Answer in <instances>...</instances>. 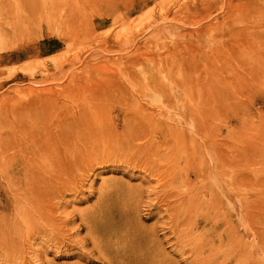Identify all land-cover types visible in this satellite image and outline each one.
Wrapping results in <instances>:
<instances>
[{
	"label": "rangeland",
	"instance_id": "374dc122",
	"mask_svg": "<svg viewBox=\"0 0 264 264\" xmlns=\"http://www.w3.org/2000/svg\"><path fill=\"white\" fill-rule=\"evenodd\" d=\"M233 2L235 12L232 15L228 16L218 6L205 21L206 24L227 21L224 22L227 27L202 39L208 50L206 53L219 54V61L161 66L159 62L148 60L146 55L142 57L139 43L149 34L145 37L133 34L138 22L137 15L132 14L135 0H0V57L7 52L14 54L10 61L0 64L1 112L9 108L14 99L32 100V95L46 88L67 92L78 87L81 80L94 81L73 98H59L57 113L63 119H74L73 129H77L64 141L77 150L71 161L64 164L71 168V175L46 174L39 180L42 188L50 191L44 204L45 208L48 200L51 208L53 206V210L48 211L50 220L19 219L17 233L0 234V264H102L109 234L103 222L111 221L107 217L110 213H105L103 207L118 208L128 197L134 203V209L129 213L132 220L121 225L125 230L139 226L151 233L154 231L157 242L147 245V250L164 248L179 264L219 263L211 258L217 256H212L207 247L209 242H217L214 231L208 236L213 237L212 240L199 241L196 246L194 239L204 231V224L194 225V233L188 234L189 237L181 232V225L186 224H178L181 207L177 202L180 191L175 190L176 186L186 185L187 190L192 187L197 192L201 184L199 177L204 175L197 166L199 162L183 152L182 143H177L167 133H152L115 149L113 145L98 144V135L85 133L107 124L101 119L104 115H100L104 108L98 110L93 106L98 93L95 86L100 79L109 77L126 85L111 99L112 104L134 100L145 105L146 98L138 91L137 84L155 79L177 82L203 79L218 86L220 94L226 96L232 108L247 113L250 109L247 72L253 66H264V0ZM51 36L64 37L66 43L55 52L17 60V51L31 50L43 38ZM236 38L246 42L238 41L237 44ZM229 42L232 43L229 45ZM132 53L140 54L139 58L126 61ZM148 54L160 52L148 50ZM79 55L83 57L80 61L61 70L62 62ZM106 58L110 61L107 62ZM105 59L104 65L98 69L96 64ZM108 112H113L111 121L118 122L117 131L122 135L126 128L116 119V109ZM150 112L153 114L151 118H162L161 110L150 108ZM228 117V114L221 115L223 122ZM232 117L233 114L229 120L230 129L235 126ZM164 123L174 125L177 121L167 117ZM71 126L68 124L64 129L70 130ZM180 128L186 133L187 126ZM151 136L155 139L154 144L149 139ZM238 148L242 149V146ZM242 154L241 151L239 156ZM242 158L239 163L243 164L246 159ZM207 160L211 161L210 155ZM6 176L14 182L10 175ZM215 178L219 180L218 176ZM29 182H33L30 177ZM6 185L4 175H0V226L12 227L15 219L10 224L4 223L6 217H12L10 214L6 216L7 211L14 214L5 203L8 195L12 201L29 203L34 208L36 200L33 197L20 198L21 191H8ZM257 190L254 186L253 191ZM25 232L38 236L30 239ZM126 236L128 233L123 239L126 240Z\"/></svg>",
	"mask_w": 264,
	"mask_h": 264
},
{
	"label": "bare ground",
	"instance_id": "6f19581e",
	"mask_svg": "<svg viewBox=\"0 0 264 264\" xmlns=\"http://www.w3.org/2000/svg\"><path fill=\"white\" fill-rule=\"evenodd\" d=\"M218 6L228 16L235 12L233 0H135L132 14L137 15L138 22L133 34L136 37L149 34V37L139 43L142 57L146 55L148 60L159 62L161 66L219 61L220 55L206 53L208 50L202 43L203 38L211 37L218 29L227 27L224 23L227 21L222 20L212 24L205 23ZM238 41L242 44L246 42L242 39ZM65 43L66 38L51 36L43 38L31 50L17 51L15 54L17 60L24 57L37 58L45 52H55ZM148 50L159 51L160 54L151 55ZM191 51L192 55L189 56ZM219 52L222 50L219 49ZM13 55L7 52L1 56L0 64L10 61ZM139 55L132 53L126 57V61L136 60ZM82 58L79 55L62 62L61 70L74 66ZM106 59L96 64L98 69ZM247 77L250 103L247 113L232 108L226 96L220 94L218 86L203 79L184 82L155 79L137 84L140 88L138 91L147 100H144L145 105L134 100H121L112 104L111 99L120 93L121 88H126V85L124 82L121 85L113 77L100 79L95 86L98 93L95 94L93 107L98 110L104 108L100 115H104L101 119L107 124H103L101 129L85 133L98 135V144L113 145L115 149L124 143L133 144L152 133H167L177 143H182L185 148L182 151L190 159L199 162L197 166L204 175L199 177L201 184L197 192L192 187L187 190L186 185L182 186L185 189L176 186L175 190L180 191L177 193V202L181 207L178 224H186L181 225V232L185 236L194 233V225L204 224V231L194 239L196 246L199 241L204 243L205 240H212L213 237L208 236L214 231L217 242H209L207 247L212 256H217L211 258L219 260L218 264H264V66L251 67ZM91 81L81 80L78 87L67 92L63 90L64 93L62 90L54 92L51 88H46L45 92L32 95V100L14 99L9 108L0 111V175H4L8 191L19 190L20 198L33 197L36 200L34 208L29 203L27 205L22 201H12L8 195L5 203L9 209L12 208L14 214L7 211L6 216L10 214L12 217H6L4 223L10 224L14 219L16 221L12 227L0 226V234L6 236L17 233L19 219L50 220L48 211L53 210V206L51 208L47 200L44 208L50 191L48 193L42 188L39 180L41 175L46 174L71 175V168L68 169L64 164L71 161L77 150L64 141L67 136L77 132V129H73L74 119H63L57 113L59 98L67 100L77 96ZM150 108L161 110L162 118H151L153 114ZM112 109H116V119L126 128L122 135L117 131L118 122L111 121L113 112L108 111ZM169 114L178 117L173 118ZM222 114L229 115L226 122L222 121ZM232 114L234 129L229 126ZM167 117L177 123L166 125L164 121ZM258 121L261 124L257 125ZM68 124L72 125L71 129H64ZM180 126H187L186 133ZM121 138L124 139L118 145ZM149 139L152 144L155 143L153 136ZM239 145L242 149L238 148ZM241 151L243 154L239 156ZM208 155L211 156V161L207 160ZM242 156L246 159L243 164L239 163L243 161ZM6 175L15 179L14 182ZM217 176L219 180L215 178ZM29 177L33 182H29ZM254 186L258 189L256 192L253 191ZM206 194L210 198H206ZM132 201L128 197L118 208L103 207L105 213H110L107 217L111 220L103 222L104 228L109 232L105 241L107 250L103 255L106 264H179L164 248L147 250V245L157 242L154 231L153 234L139 226L123 229L121 224L132 220V216H129L134 209ZM35 216L38 217L34 218ZM126 233L128 236L125 240L123 237ZM25 234L30 239L38 236L29 232ZM182 241L185 242L183 239Z\"/></svg>",
	"mask_w": 264,
	"mask_h": 264
}]
</instances>
